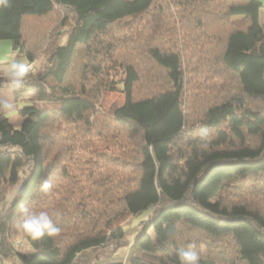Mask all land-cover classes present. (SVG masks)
Returning a JSON list of instances; mask_svg holds the SVG:
<instances>
[{
	"label": "trees",
	"instance_id": "1",
	"mask_svg": "<svg viewBox=\"0 0 264 264\" xmlns=\"http://www.w3.org/2000/svg\"><path fill=\"white\" fill-rule=\"evenodd\" d=\"M163 1L0 3V41H9L12 53L25 56L30 66L34 55L24 38L25 21L48 17L61 8H71L77 18L66 41L55 43L53 48L51 45L50 67L21 88L30 92V99L20 100L21 89L0 96V101L17 104L13 114L0 111V197L4 182L16 184L26 170L7 221L16 220L21 206L36 212L60 213L54 221L60 229L55 236L45 235L37 241L24 236L32 252L16 254L20 264H179L177 252L184 249L179 236L187 230L212 241L230 242L236 254L235 264H264V208L247 202L228 204L222 195L227 188L237 190L245 187L247 180L259 182L264 177V29L260 24L259 0L165 1L176 8L181 29H193L199 38L190 40L193 42L186 47L187 34L180 29L186 54L158 47L148 49V57L164 72L170 87L160 90L152 87L143 97H137L136 91L141 81L139 72L132 62H120L123 103L112 108L110 119L118 132H124L137 145L130 166L134 173L132 185L122 187L117 183L116 196L112 198L108 186L95 182L101 191L98 188L88 194L75 191L71 195L76 199L71 196V202L65 206L68 175L65 168L69 163L65 159V123L73 127L76 136L85 135L87 139L93 133L91 116L98 111L96 93L86 91L83 85L76 91L66 83L71 68L79 59L83 60L84 70L90 64L94 74H99L101 64L100 68L93 64L103 61V57L114 61L117 53L114 44L103 38L110 36V29L129 20H143L152 9L163 14ZM187 18L192 27L188 26ZM126 42L123 39L119 43L128 47ZM212 46L213 50L218 49L216 54ZM187 55L201 62L206 58L205 63L213 57L236 79L237 94L211 104L204 111V129L212 133L206 138L207 150L199 147L202 143L199 137L187 132L184 100V63L190 60ZM250 102L258 103L259 107L253 108ZM20 103L24 106L19 107ZM70 142L68 157L79 155V151L91 153L79 146L82 144L77 140ZM125 146L124 141L117 139L115 147L119 152L124 153ZM44 181L52 184L47 192L42 190ZM84 195L89 200L82 202ZM147 210H150L148 218L130 244H119L114 256L87 259L86 253L103 250L114 241L109 232L102 231L105 227L109 231L111 225L124 222L127 216ZM93 222L103 229L94 233L96 227H90ZM120 247L128 248V252L118 253ZM7 255L1 258L4 260ZM201 264L215 263L202 257Z\"/></svg>",
	"mask_w": 264,
	"mask_h": 264
},
{
	"label": "rangeland",
	"instance_id": "2",
	"mask_svg": "<svg viewBox=\"0 0 264 264\" xmlns=\"http://www.w3.org/2000/svg\"><path fill=\"white\" fill-rule=\"evenodd\" d=\"M165 1L162 2L163 9L165 8L163 14L160 15L156 9H152L150 14L146 15L143 20H129L120 23L110 29L108 33L110 36L103 37L104 40L112 42L114 44L113 49L117 51L114 61L103 57V61L100 60L101 63L98 61L97 64H93L97 68H100L99 64H101L100 69L103 72L101 71L97 75L94 74V67L91 68L90 64L86 67L88 70H84L83 60L79 59L71 68L68 82L66 83L76 91L83 85L86 91L96 93L98 111L96 115L91 116L93 133L87 139H85V135L76 136L77 133L73 130V127L65 123V159L69 161L65 168L68 174L65 178V206L68 202H71V196L76 199L75 195H71L75 191L77 194H83V192L88 194L96 188L101 191V187L99 188L95 182L108 186L106 189H110L112 198L116 196L117 183L122 187L128 184L129 186L132 185L134 173L130 166L134 161L133 149L137 145H135L134 141L128 139L124 132H118V127H115L116 125L110 119L112 108L123 103V96L120 92L121 84L119 83L123 75V68L120 62H132L139 72L141 81L136 91L137 97H143L149 92L148 89L152 87L154 88L153 90L168 89L170 87L164 77V72L148 57V49L158 47L163 51L186 54L185 48L193 42L190 40H198L199 38L197 31L193 29L186 31L185 26L183 27L185 31L181 29V23L177 20L176 8ZM259 1L262 4L260 24L264 29V0ZM234 20L238 21L239 19ZM76 21L77 18L71 8L57 9L48 17L25 21L24 38L28 48L34 55V63L30 67V78L28 81H35L37 77L41 76L50 67L49 61H51L50 54L52 53L53 45L66 41L67 33ZM187 22L188 26L192 27L189 18H187ZM215 28L217 30V27ZM180 29L182 33L187 34L184 35L185 40H188L186 47L182 45V37L179 35ZM123 39L127 41L128 47L120 45L119 42ZM29 42L30 44L33 43L29 45ZM34 42L39 43V45L36 46ZM195 46L198 47V44ZM197 49L193 52H196ZM217 51L218 49L213 50L212 46V52L216 54ZM10 56L27 60L25 56H17L12 53L9 41H0V68L6 64V58ZM187 56L190 60L184 63L186 127L190 136L199 137V133L204 129L202 118L206 108L213 103H219L221 100L227 99L231 94H237V85L235 76L224 71L217 61H213V57L208 58L206 63L204 62L206 58L201 59L204 62L203 64V62L196 60L194 57ZM25 90V88L20 90V100L30 99V92ZM9 92V89L4 86L0 88V96H6ZM46 92L48 93L49 91L46 90ZM250 103L253 108L259 107L258 103ZM23 104L20 103L19 107L24 106ZM13 119L18 123L17 117ZM207 132L208 136L206 138L211 137L212 133ZM52 134L54 135L55 132ZM79 137L82 139H79ZM70 139L77 140L79 144H82L79 146L88 148L91 153L80 154L79 151V155L75 153L68 157L70 154L68 149L71 145ZM117 139L124 141V145H126L123 147L124 153L119 152L115 147ZM25 176L26 170H23L16 184L10 185L6 180L2 187L0 197V262L3 264H20L16 254H29L32 252L24 235L15 230L13 225L16 220L7 221L10 206ZM91 181H94V183ZM245 184V187L237 190L227 188L222 194L224 202L228 204L247 202L249 205L263 209L264 177L259 182L247 180ZM87 200H89V197L84 195L82 202ZM70 213L76 214L75 211H70ZM149 213L150 210H147L140 215L127 216L124 222L111 225L109 231L105 227L102 231L109 232L114 241L103 250H94L86 253L87 259L93 260L96 256H99L100 259L114 256L119 244H130L137 236L142 222L148 218ZM97 224L98 222L95 225L93 222L90 226L92 228L96 227L94 233L102 228ZM3 240L4 245L1 246ZM179 241L184 249L189 243L195 242L196 251L200 253L201 257H205L215 264L236 263L234 247L228 241H212L203 234L188 230L182 231ZM119 250L118 253L128 252L126 247H120ZM5 254H8V257H4L5 259L3 260L1 256Z\"/></svg>",
	"mask_w": 264,
	"mask_h": 264
},
{
	"label": "clouds",
	"instance_id": "3",
	"mask_svg": "<svg viewBox=\"0 0 264 264\" xmlns=\"http://www.w3.org/2000/svg\"><path fill=\"white\" fill-rule=\"evenodd\" d=\"M0 3H3V0H0ZM6 59V64L0 68V83L14 93L23 88L28 82L31 66L25 59H17L14 56L7 57ZM16 110L17 104L15 102L0 101V111L13 114ZM207 136L208 132L206 129L201 130L199 133L200 140L202 141L199 147L203 150H207L209 147V141L206 139ZM51 188L52 184L49 181L43 182L42 190L44 192L49 191ZM19 212L20 214L13 226L18 233H22L32 241H37L45 235L50 237L55 236L60 231L54 223L60 214L57 211L41 210L36 212L29 207L21 206ZM177 259L179 264H201L202 257L196 251L195 242H192L185 249L177 252Z\"/></svg>",
	"mask_w": 264,
	"mask_h": 264
}]
</instances>
